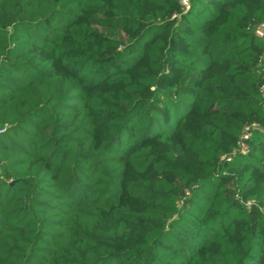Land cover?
Instances as JSON below:
<instances>
[{
	"label": "trees",
	"instance_id": "1",
	"mask_svg": "<svg viewBox=\"0 0 264 264\" xmlns=\"http://www.w3.org/2000/svg\"><path fill=\"white\" fill-rule=\"evenodd\" d=\"M263 25L264 0H0V264H264Z\"/></svg>",
	"mask_w": 264,
	"mask_h": 264
},
{
	"label": "built area",
	"instance_id": "2",
	"mask_svg": "<svg viewBox=\"0 0 264 264\" xmlns=\"http://www.w3.org/2000/svg\"><path fill=\"white\" fill-rule=\"evenodd\" d=\"M183 3H185V0H183ZM263 27H264V25H263ZM255 32H256L258 35H261V34H262V29H261V28H258V29L255 30ZM247 137H248V134L245 133V134L243 135V138H247ZM241 146H242L241 150H242V151H245V149H244L245 146H244L243 143L241 144Z\"/></svg>",
	"mask_w": 264,
	"mask_h": 264
}]
</instances>
